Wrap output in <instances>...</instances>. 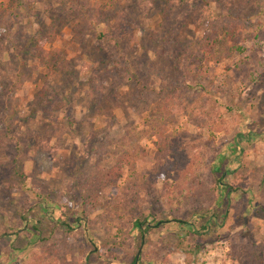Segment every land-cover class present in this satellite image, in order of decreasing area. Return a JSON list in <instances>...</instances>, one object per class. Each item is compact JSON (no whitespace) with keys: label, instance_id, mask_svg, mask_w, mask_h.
<instances>
[{"label":"rangeland","instance_id":"rangeland-1","mask_svg":"<svg viewBox=\"0 0 264 264\" xmlns=\"http://www.w3.org/2000/svg\"><path fill=\"white\" fill-rule=\"evenodd\" d=\"M184 1L0 0V264H264V0Z\"/></svg>","mask_w":264,"mask_h":264},{"label":"trees","instance_id":"trees-1","mask_svg":"<svg viewBox=\"0 0 264 264\" xmlns=\"http://www.w3.org/2000/svg\"><path fill=\"white\" fill-rule=\"evenodd\" d=\"M182 2H186L184 0H181ZM228 4H233V3H236L238 2L239 5L242 4V5H245L248 0H225ZM187 3H189V1H187ZM205 10L204 14H205V18H207L209 16V7L207 4H204L202 6ZM1 19V17H0ZM98 36L100 38H102L104 36V34H98ZM22 162H20L19 160H17L16 158L11 162V170L5 174H2L1 175V181L3 179V183L4 184H7V185H12V186H23L24 184V174H23V171H22V168H21V164ZM141 223L139 222V219H137L135 222H134V226H139L140 227ZM186 235L185 236H180L178 239H179V245H180V248L181 250H184L185 247L182 246V241H185L186 240ZM136 261H138L136 258H134V260L132 261L131 264H135Z\"/></svg>","mask_w":264,"mask_h":264},{"label":"water","instance_id":"water-1","mask_svg":"<svg viewBox=\"0 0 264 264\" xmlns=\"http://www.w3.org/2000/svg\"><path fill=\"white\" fill-rule=\"evenodd\" d=\"M136 259H138V255L136 256Z\"/></svg>","mask_w":264,"mask_h":264}]
</instances>
